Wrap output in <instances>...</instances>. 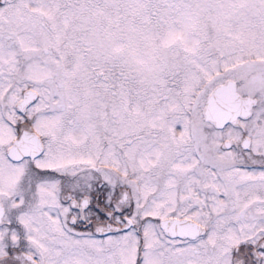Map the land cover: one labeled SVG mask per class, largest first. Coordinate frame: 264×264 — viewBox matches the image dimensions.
I'll list each match as a JSON object with an SVG mask.
<instances>
[{
  "label": "snow or ice",
  "instance_id": "obj_1",
  "mask_svg": "<svg viewBox=\"0 0 264 264\" xmlns=\"http://www.w3.org/2000/svg\"><path fill=\"white\" fill-rule=\"evenodd\" d=\"M0 264H264V0H0Z\"/></svg>",
  "mask_w": 264,
  "mask_h": 264
}]
</instances>
